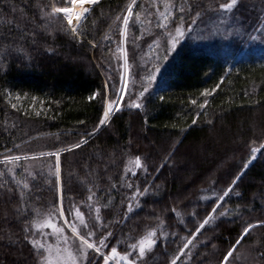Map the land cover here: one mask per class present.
I'll return each instance as SVG.
<instances>
[{
	"label": "trees",
	"instance_id": "trees-1",
	"mask_svg": "<svg viewBox=\"0 0 264 264\" xmlns=\"http://www.w3.org/2000/svg\"><path fill=\"white\" fill-rule=\"evenodd\" d=\"M53 2L63 6L61 0H0V157L8 150L21 154L14 166L15 179L29 184L21 198L12 174L0 164L4 172L0 184L5 185L0 188V264H39L23 238L25 225L30 235L40 239L32 221L43 217L34 210L42 214L53 204L59 206L55 175L50 173L55 157L24 160L23 154L31 158L41 151H56L79 142L85 131L91 132L102 107L99 96L91 101L88 97L104 90L109 75L119 80L123 70L114 18L128 0H98L78 38L57 25L44 28L40 7ZM218 2L224 0H188L204 14L168 53L169 58L159 61L160 73L140 109L125 104L86 144L60 155L63 206H80L91 225L94 221L82 202L94 194L92 215L99 206L105 226L96 231L99 235L110 230L111 246L129 250L127 245L163 221L157 235L160 230L168 235L146 253L143 264H170L185 237L192 243L177 264H220L243 227L264 220V149L250 167L249 163L243 168L252 159L251 149L264 144V31H260L264 0H244L239 24L208 11L209 4ZM173 3L179 5L182 0ZM140 5L145 9L143 23L130 21L125 43L130 87L133 73L152 68L155 57L165 54L166 39L163 30L155 27L157 17L147 16L148 11L155 13L152 0H138L137 11ZM190 22L185 16V23ZM135 37L139 39L134 42ZM158 37L159 50L150 49ZM245 49L252 57L235 62ZM217 84L205 108H198L205 99L203 90ZM193 99L196 105L190 103ZM136 156L148 171L141 167L133 179L130 168ZM242 170L237 186L217 207L215 219L193 236L216 206L213 193L222 194ZM132 179L141 191L147 185L149 192L125 216L131 191L127 185ZM225 208L228 212L219 215ZM55 222L72 236L63 221ZM43 232L46 243H56L51 229ZM230 260L232 264H264V228L250 230Z\"/></svg>",
	"mask_w": 264,
	"mask_h": 264
},
{
	"label": "snow or ice",
	"instance_id": "snow-or-ice-1",
	"mask_svg": "<svg viewBox=\"0 0 264 264\" xmlns=\"http://www.w3.org/2000/svg\"><path fill=\"white\" fill-rule=\"evenodd\" d=\"M243 2L244 0H224V2L216 3L215 6L209 4L208 11L239 24L241 22V16L239 13ZM61 3L63 6H57V4L53 2L50 4H44L40 7L41 18L44 21V28L47 30L53 25H57L60 30L72 35L73 38L81 37L83 35V22L87 19L89 13V8L86 5L97 4L98 0H61ZM136 5L137 0H128L123 12L117 14L114 18V23H116L119 29L120 41L117 51L123 59V64L121 65L123 70L119 72V80H116L109 75L108 79L105 81L104 90L102 92H95L88 97L90 101L94 100L97 96L100 97L102 113L96 126L91 132L85 131L84 134L81 135L79 142L70 146L60 148L56 151H49L47 153L41 151L38 154H34L31 158L27 154H23L24 160L45 156L55 157V164L50 165V173L55 175V183L59 195V206L57 207L56 204H53L47 212L42 214L38 210H34L38 216L42 215L43 217L40 220L34 219L32 221V227L40 230V239L36 238L35 235H30L27 223L24 228L25 235L23 238L31 244L32 250L38 257L39 264H92V260L89 258L90 250L96 256L102 258V264H143V258L146 253L151 252L153 248L157 246L160 237H167L168 235V233H165L162 230H160L159 236L157 235L160 225L163 224V221L161 220L160 225H157L155 228H148L145 233L136 240V242L127 245L129 250L120 251L118 250V246L110 245L109 238L113 236V233L110 230H104L103 233L99 235L96 231L97 228L103 229L105 226L101 222L99 206H95L94 211L96 214L95 216L92 215L94 205L90 202L93 200L94 194H90L88 200L82 202L83 204H86L89 217H92L94 221V223L90 225L85 218L84 211H81L80 206L71 204L67 209L63 206V188L60 187L61 152H70L73 149L80 148L82 144H86L88 138L95 134L102 126L106 125V123L111 120L114 112L122 110L125 104L130 109H140L142 107V98H144L146 93L149 92L151 82L157 78L156 73L160 70L159 61L167 60L169 58L168 53L177 48V45L185 37L186 33H191L194 30L195 26H197V20L204 14L202 10H197L199 9V5H192L188 3V0H182V3L179 5L173 3V0H152V7L155 8V13L148 11L147 16L151 17L155 15L157 17L155 27L163 30L162 35L166 39V44L163 48L165 54L163 56L157 55L155 57V62L153 63L152 68L144 67L139 72L133 73L130 87L129 63L127 50L124 45L127 42V36L132 24H135L136 22L143 23L141 21V15L145 11L143 5H140L141 11H137L135 7ZM160 5L163 6V11H161ZM185 16L189 18L191 21L190 23H185ZM130 21L132 24H130ZM170 26H173L171 30H169ZM237 30L239 31V29ZM260 31H264V28L260 29ZM105 39L110 38L106 36ZM138 39L139 37H135L134 42ZM159 39L160 38L158 37L157 40L153 41V45L149 46L150 49L155 46L157 50H159ZM93 46H95V44H93ZM141 72L143 74H141ZM137 76L139 79L136 78ZM221 79L223 80V78ZM219 86L220 85L217 84L216 87L211 90L207 88L203 90L201 95L205 97V99L198 104V108H205L209 102L207 97L210 96L212 92H215L216 88ZM7 95L11 94L8 93ZM245 95H247V93H245ZM125 97H127V100ZM161 99H163V97H161ZM190 103L196 105L197 101L193 99ZM12 107L15 108L16 105L12 104ZM37 115H39V113H37ZM199 115L200 113L197 112L196 116ZM205 115H207V113H205ZM80 123L83 124L84 122L80 121ZM192 123H196L195 117L192 119ZM209 123H211V121H209ZM262 149H264V144H261L259 148L253 147L251 149V158L255 159L257 152ZM8 152L9 154L0 157V164H3L6 167L7 172L12 174L13 181L20 188L22 198L24 190L29 188V184L27 180L17 181L14 172V166L21 161L22 155H13L11 154V150H8ZM249 163L250 161H246L243 168L246 169ZM134 164L136 168L144 167V171H148V167L142 165L140 156L135 157ZM24 170L26 172L28 171L27 168ZM127 170L128 169H126V171ZM28 174L33 175L31 172H28ZM242 174L243 170L239 175L234 176L231 183L228 185V188L225 189L222 194L213 193L216 196V206L212 208V211H210L199 224L195 233L192 234L193 236L196 233H199L211 220L215 219L214 213H216L217 207L221 206V202L224 201L233 188L237 186V181ZM3 175L4 172L0 171V177ZM4 186V184H0V188ZM127 186L128 188L133 187L131 183ZM113 187H115V185H113ZM9 191H11V189H9ZM148 192L149 188L147 185H145L143 191H141L139 187H136L135 191L131 193V196L133 198L143 197ZM133 209V200L129 199L125 216H127L128 213H132ZM172 211L175 212L177 216L180 215L175 208H173ZM227 212L228 209L225 208L224 211L219 213V215L223 216ZM68 217H71V219ZM55 221H63V225L70 229L72 236L69 237L65 233L64 227L59 226ZM256 226L264 228V220H257L255 223H247L242 229L241 236L236 239L235 243L223 255L220 264H232L230 257H234L237 246L241 244L245 235L250 234V230L254 229ZM45 228L51 229L52 235L56 237L55 245L45 242L44 237L47 235L43 232V229ZM184 240L186 242L179 248L178 254L171 259L170 264H177L180 254H186L185 250L189 248L192 239L190 237H185ZM116 243L119 245L120 241H117ZM97 264H99V262H97Z\"/></svg>",
	"mask_w": 264,
	"mask_h": 264
},
{
	"label": "rangeland",
	"instance_id": "rangeland-1",
	"mask_svg": "<svg viewBox=\"0 0 264 264\" xmlns=\"http://www.w3.org/2000/svg\"><path fill=\"white\" fill-rule=\"evenodd\" d=\"M94 5H95V4H90L89 13L91 12V10H92V8H93ZM89 13H88V15H89ZM88 15H87V16H88ZM247 50H248V49H247ZM247 50L245 49L246 53H244V52H245V51H244L243 54H239V56L237 55V57L235 58L234 61H235V62H236V61H242L243 59H246V58L248 59V58L252 57L251 55H249V53H250L249 50H248V51H247ZM255 50H256V49H255ZM256 54L259 55V53H256ZM241 56H242V57H241ZM255 56H256V55H255ZM159 73H160V71L157 72L156 76H158ZM156 80H157V79H156ZM156 80L152 81V86L155 85ZM258 154H259V152H257L255 158L258 157ZM254 160H255V159H251L250 163L253 162ZM131 166H132V167L130 168L131 178L134 179V177H136L137 175H140V172H138V171H139L141 168H136L134 163H133ZM133 179H132V182H131V184L133 185V187L131 188L129 198L133 200V203H134V209H133V211H134L135 208H136V206H137V202H138V198H139V197H138V198H133V197L131 196V193L134 192L135 189H136V186H138V185L136 184L135 180H133ZM53 245H55V244H53ZM90 252H91V250L89 251V254H90ZM92 253H93V252H92ZM89 258L92 260V264H97V262H99V264H102V258L99 257V256H96L94 253H93V254H90V255H89Z\"/></svg>",
	"mask_w": 264,
	"mask_h": 264
},
{
	"label": "water",
	"instance_id": "water-1",
	"mask_svg": "<svg viewBox=\"0 0 264 264\" xmlns=\"http://www.w3.org/2000/svg\"><path fill=\"white\" fill-rule=\"evenodd\" d=\"M137 2H138V0H137ZM124 47H125V45H124ZM116 113H117V112H114L113 116H114ZM113 116H112V117H113ZM112 117H111V118H112ZM106 124H107V123H106ZM104 127H105V125L102 126L100 129H102V128H104ZM256 159H257V158H255V160H256ZM255 160L249 164V167L255 162Z\"/></svg>",
	"mask_w": 264,
	"mask_h": 264
},
{
	"label": "bare ground",
	"instance_id": "bare-ground-1",
	"mask_svg": "<svg viewBox=\"0 0 264 264\" xmlns=\"http://www.w3.org/2000/svg\"><path fill=\"white\" fill-rule=\"evenodd\" d=\"M90 9V4L86 5Z\"/></svg>",
	"mask_w": 264,
	"mask_h": 264
}]
</instances>
